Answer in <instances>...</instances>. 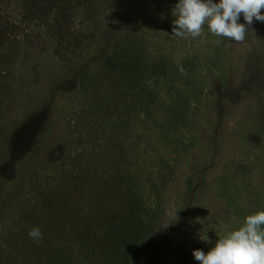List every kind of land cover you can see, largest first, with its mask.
<instances>
[{
    "label": "rangeland",
    "instance_id": "rangeland-1",
    "mask_svg": "<svg viewBox=\"0 0 264 264\" xmlns=\"http://www.w3.org/2000/svg\"><path fill=\"white\" fill-rule=\"evenodd\" d=\"M177 2L96 0L91 13H77L73 33L78 38L88 36L82 53L89 59H100L120 28L125 26L126 31L133 24L148 41L158 42L163 53L175 59L187 53L199 57L202 70L195 81H205L204 91L198 100L191 97L195 131L184 133L194 144L179 157L162 142L158 146L174 166L173 178L162 191L166 214L175 216L187 206L195 219L182 241H189L192 253L207 254L220 236L242 226L245 217L264 211V22L248 26L245 41L238 44L221 40L206 25L198 37H177L171 28ZM20 8L19 0H6L1 9L13 21ZM238 22L246 24L242 14ZM21 24L18 44L7 41L2 46L21 53L12 66H4L0 77L5 87L0 88L4 93L0 95V241L10 243L9 254L0 257L2 264L10 258L13 262L8 264H40L36 246L30 240L20 242L34 225L49 223L52 206H44L46 197H39L40 192L49 191L50 201L58 203L57 192L64 193L56 190L62 184L57 181L59 173L76 174L85 161L80 156L85 149L102 150L92 138L90 146L80 143L72 127L77 121L74 111L81 110L87 98L62 77L59 60L69 56L54 54L46 21ZM189 180L195 193L185 203L183 192ZM52 193L56 198L51 200Z\"/></svg>",
    "mask_w": 264,
    "mask_h": 264
},
{
    "label": "trees",
    "instance_id": "trees-1",
    "mask_svg": "<svg viewBox=\"0 0 264 264\" xmlns=\"http://www.w3.org/2000/svg\"><path fill=\"white\" fill-rule=\"evenodd\" d=\"M5 1L0 0V77L4 66H12L21 54L2 46L7 41L18 44L21 23L46 21L58 53L54 54L70 58L59 60L62 77L87 98L81 110L74 111L77 121L72 127L80 143L90 146L96 140L102 147L83 151L85 161L76 174L59 173L62 184L56 190L64 193L57 192L58 203L50 201L49 191L40 192L39 197H46L44 206H52L49 223L34 225L41 240L32 241L25 234L21 245L30 240L40 264H199L189 241H182V234L192 231L194 215L187 206L175 216L166 214L162 191L173 178L174 166L158 146L162 142L179 157L194 144L184 133L195 131L191 100L204 91L205 81H195L202 70L199 57L187 53L175 59L133 24L126 31L120 28L100 59H89L82 53L88 36L73 33L74 19L78 12L91 13L96 0H19L21 8L13 21L2 14ZM185 86L190 90H182ZM0 88H5L1 82ZM193 184H186L185 203L194 196ZM56 197L52 193L51 200ZM7 241H0V257L9 254Z\"/></svg>",
    "mask_w": 264,
    "mask_h": 264
},
{
    "label": "clouds",
    "instance_id": "clouds-1",
    "mask_svg": "<svg viewBox=\"0 0 264 264\" xmlns=\"http://www.w3.org/2000/svg\"><path fill=\"white\" fill-rule=\"evenodd\" d=\"M262 9L264 0H178L173 9L172 32L177 37L195 38L206 25L221 40L238 44L245 41L248 26L254 21L264 22ZM241 14L246 24L238 22ZM28 235L36 241L43 238L38 227ZM200 239L208 240L206 235H200ZM192 255L199 264H264V211L245 217L242 226L220 236L207 254L194 250Z\"/></svg>",
    "mask_w": 264,
    "mask_h": 264
}]
</instances>
